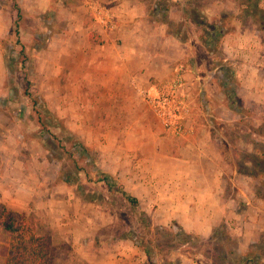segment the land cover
Returning a JSON list of instances; mask_svg holds the SVG:
<instances>
[{"label":"crops","instance_id":"crops-1","mask_svg":"<svg viewBox=\"0 0 264 264\" xmlns=\"http://www.w3.org/2000/svg\"><path fill=\"white\" fill-rule=\"evenodd\" d=\"M91 1L103 16L86 0H0V201L11 198L8 207L15 208L16 192L23 200L38 193L28 176L19 177L25 184L17 189L9 184L23 162L13 140L15 116L22 115L12 109L9 54L22 52L33 58L29 80L51 112L99 153L103 171L139 200L154 226L176 225L202 240L225 226L242 256L264 244V197L245 169L249 160L236 150L264 145V30L236 14L220 40L223 57L210 67L200 58V32L184 38L173 28L187 21V6L197 9L202 0ZM15 36L14 48L7 42ZM178 65L186 68L183 93L190 102L182 136L167 132L138 94L170 80ZM52 177L40 184L49 212L61 203L58 195H71ZM122 245L123 264L145 263L134 245ZM174 255L180 264H203L196 255Z\"/></svg>","mask_w":264,"mask_h":264},{"label":"rangeland","instance_id":"rangeland-1","mask_svg":"<svg viewBox=\"0 0 264 264\" xmlns=\"http://www.w3.org/2000/svg\"><path fill=\"white\" fill-rule=\"evenodd\" d=\"M161 1L164 2V0ZM242 1L202 0V2L197 1L195 6L198 15L205 18L207 23H217L222 30L227 31L232 28L234 19L232 16L242 13L240 9ZM216 2H221V9L215 7ZM163 7L166 6L163 5ZM185 11L187 16V7ZM211 16L214 17L211 19ZM177 27H180V34L184 38H187L189 31L191 33L195 30L200 32L197 37H204L202 31L187 21L173 25L174 29ZM204 38L200 40L202 46L200 58L211 67L216 63L217 54L220 52V42L215 48L213 43H205ZM7 44L15 48L20 45V39L16 36L12 37ZM213 52H216V56L212 54ZM32 59L22 52L15 57L9 54L14 82L8 86L15 92L16 97L12 109L21 111L22 115L15 116L17 125L13 138L17 144L15 155L16 160L19 158V161L24 162V164L23 162L17 163L16 180L9 184L17 189L25 184V182L18 181L19 177L28 176L27 183L33 191L38 193H28L27 198L24 199L29 202L28 204L18 196L19 192H16L13 197L19 198L15 201V206L18 207L9 208L11 198L8 197L0 201V207L12 211L17 219L26 220L35 228L38 235L49 236L52 239L55 264H123L120 261L123 257L119 252L123 247L122 243L126 242L131 246L134 245V249L145 256L144 262L149 264V259L142 251V247L136 243L144 244L145 240L155 238L156 235L146 234L139 223L141 218L139 213H135L131 205L123 200L119 193L113 190L110 192L105 183L98 181L104 172L103 162L98 159L99 153L85 148V141L83 142L81 138L78 140L69 130L65 129L55 115L54 118L50 116L52 112L40 93L39 85L29 80L33 72ZM236 150L240 160H249V164L245 167L246 171L254 170L255 172L257 154L249 153L242 147ZM242 168L244 169L243 166ZM44 176H53L51 179H56V184L67 185L71 192L70 196L80 201L75 203L69 195H65L64 198L61 194L58 195V201L61 202L59 206L54 207L53 212L47 211L43 205L47 195L40 185L43 183ZM259 185L260 182L257 180V187ZM79 190L81 194L92 196L98 193L103 194L107 203L99 201L98 203L104 206L96 208L94 204L80 199L81 196L77 193ZM63 201H70L71 205L67 203L64 205ZM55 208H59L61 213L56 215ZM218 231H225L224 237L221 238L218 235L215 240L204 243L193 241L192 244L176 249L178 252L175 251L174 254L196 255L203 264H214V260L217 264H223V256L234 250L236 243L230 239V232L226 227L221 226ZM169 242L168 239L161 242L164 252L162 255L173 258L175 257L173 253H167L171 247ZM3 263L4 253L0 250V264ZM145 263L140 262L139 264ZM227 264H232V262H227Z\"/></svg>","mask_w":264,"mask_h":264},{"label":"trees","instance_id":"trees-1","mask_svg":"<svg viewBox=\"0 0 264 264\" xmlns=\"http://www.w3.org/2000/svg\"><path fill=\"white\" fill-rule=\"evenodd\" d=\"M240 6L242 13L239 14L238 18L243 22L251 19L257 27L264 30V0H243ZM197 12V9L187 6V21H191L204 33L205 38L203 36L202 38L205 39V43H213L216 48L217 43L220 42L225 34L231 32L232 28L224 31L217 23H207L205 18L198 15ZM232 17L235 18V16ZM179 29L180 27L175 29V35L177 34V36L178 34L180 35ZM94 41L91 37V42ZM201 51L202 49L200 48L199 53ZM213 53L216 54V52ZM217 57L218 59L223 57V53L220 51ZM203 61L205 62V60ZM50 116L54 118V114L51 113ZM253 153L257 154L255 157V172L252 170L250 173L255 174L256 179L260 182L257 189L258 196L264 197V145L257 144ZM250 162L252 163L251 160ZM101 175L98 181L105 183L110 192L113 190L119 193L122 199L131 205L135 213H139L141 217L139 223L144 228L145 233L156 235L155 238L151 237V239L145 240L144 244L142 242L136 243L142 247V251L149 259L150 264H180L179 259L162 255L164 253L163 244L161 243L163 240L168 239L170 241L171 247L167 253L171 254L179 247L192 244L193 241L200 243L210 242L215 240L218 235L221 238L225 235V231L220 232L218 231L219 228H217L210 239L202 240L199 236L189 234L176 225L170 228L154 226L149 215L142 210L139 200L125 190L123 184L116 177L105 172H102ZM77 193L80 194L85 202L94 204L96 208H103L104 206L99 204V201L107 203V199L103 194L98 193L92 196L90 194H81L80 190ZM0 250L4 253L3 264H55V250L52 239L49 236L38 235L32 225L24 219H17L14 213L5 207H0ZM230 261L232 264H264V244L259 243L244 256L239 255L235 248L229 254L223 256V264H227ZM214 264H217L216 260H214Z\"/></svg>","mask_w":264,"mask_h":264},{"label":"built area","instance_id":"built-area-1","mask_svg":"<svg viewBox=\"0 0 264 264\" xmlns=\"http://www.w3.org/2000/svg\"><path fill=\"white\" fill-rule=\"evenodd\" d=\"M86 1L89 6L96 7L101 14L103 8L100 5L91 0ZM108 24H112L111 21H108ZM185 72L186 68L183 65H178L170 80L149 88L138 89L141 100L158 118L164 129L175 136H182L187 132L185 120L190 112V102L183 93Z\"/></svg>","mask_w":264,"mask_h":264}]
</instances>
